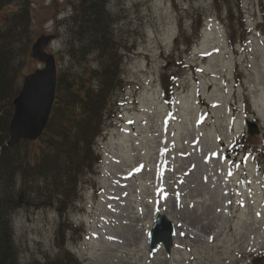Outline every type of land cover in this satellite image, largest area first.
<instances>
[{"label":"rangeland","instance_id":"obj_1","mask_svg":"<svg viewBox=\"0 0 264 264\" xmlns=\"http://www.w3.org/2000/svg\"><path fill=\"white\" fill-rule=\"evenodd\" d=\"M30 1L32 44L51 37L41 51L58 71L98 66L67 55L64 21L76 0ZM107 10L122 80L96 141L98 162L62 217L64 246L78 264H252L264 251V0H107ZM18 61L20 85L43 68L29 54ZM162 73L174 80L172 114ZM247 121L258 134H247ZM158 215L175 228L169 254L148 251ZM62 219L52 207L14 212L19 264L56 260Z\"/></svg>","mask_w":264,"mask_h":264},{"label":"trees","instance_id":"obj_2","mask_svg":"<svg viewBox=\"0 0 264 264\" xmlns=\"http://www.w3.org/2000/svg\"><path fill=\"white\" fill-rule=\"evenodd\" d=\"M30 3L0 0V14L14 8L0 27V264H19L12 217L21 205L52 207L59 219L65 216L66 208L78 194L81 176L98 162L96 141L103 133L110 98L122 80V59L111 31L107 0H76L72 15L64 21L66 52L74 64L81 65L86 58L94 57L98 66L58 71L55 100L42 136L35 142L7 147L12 103L20 91L24 68L18 59L27 57L32 46ZM224 21L228 43L234 46L236 20L232 8H227ZM160 81L162 99L171 113L174 80L170 74L162 73ZM244 138L241 136L231 147L235 148ZM62 221L56 231L60 255L49 264H78L64 246L66 225L64 218ZM261 260L264 251L252 264H260Z\"/></svg>","mask_w":264,"mask_h":264},{"label":"water","instance_id":"obj_3","mask_svg":"<svg viewBox=\"0 0 264 264\" xmlns=\"http://www.w3.org/2000/svg\"><path fill=\"white\" fill-rule=\"evenodd\" d=\"M51 37L38 39L31 48L30 56L43 65L42 69L26 76L20 91L13 101V114L8 127L6 146L15 147L23 142H34L44 132L55 99L57 68L52 55L42 53ZM247 134H258L254 123L247 121ZM173 223L165 215H158L151 229L148 249L153 252L162 246L166 253L171 252L174 237Z\"/></svg>","mask_w":264,"mask_h":264}]
</instances>
